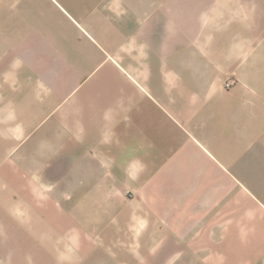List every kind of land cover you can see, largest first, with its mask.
Segmentation results:
<instances>
[{
    "label": "crops",
    "instance_id": "crops-1",
    "mask_svg": "<svg viewBox=\"0 0 264 264\" xmlns=\"http://www.w3.org/2000/svg\"><path fill=\"white\" fill-rule=\"evenodd\" d=\"M0 264H264V0H0Z\"/></svg>",
    "mask_w": 264,
    "mask_h": 264
},
{
    "label": "rangeland",
    "instance_id": "rangeland-1",
    "mask_svg": "<svg viewBox=\"0 0 264 264\" xmlns=\"http://www.w3.org/2000/svg\"><path fill=\"white\" fill-rule=\"evenodd\" d=\"M228 81H231V85H229V86L227 87L226 83H228ZM234 82H235L234 79H233L232 77H230V78H228V79H226V80L224 81V87H225V88H230V87H232V85H233ZM24 255H26V252H25V251H24Z\"/></svg>",
    "mask_w": 264,
    "mask_h": 264
},
{
    "label": "built area",
    "instance_id": "built-area-1",
    "mask_svg": "<svg viewBox=\"0 0 264 264\" xmlns=\"http://www.w3.org/2000/svg\"><path fill=\"white\" fill-rule=\"evenodd\" d=\"M234 84V83H233ZM226 85H227V87L229 86V85H231V81H228V83H226Z\"/></svg>",
    "mask_w": 264,
    "mask_h": 264
}]
</instances>
